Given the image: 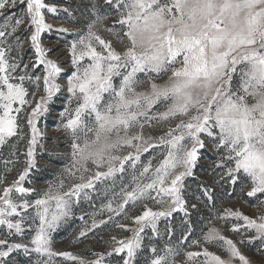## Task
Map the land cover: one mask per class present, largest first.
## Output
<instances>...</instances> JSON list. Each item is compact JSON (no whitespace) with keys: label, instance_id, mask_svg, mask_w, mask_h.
<instances>
[{"label":"rangeland","instance_id":"374dc122","mask_svg":"<svg viewBox=\"0 0 264 264\" xmlns=\"http://www.w3.org/2000/svg\"><path fill=\"white\" fill-rule=\"evenodd\" d=\"M3 146L0 264H264V0H0Z\"/></svg>","mask_w":264,"mask_h":264},{"label":"trees","instance_id":"16d2710c","mask_svg":"<svg viewBox=\"0 0 264 264\" xmlns=\"http://www.w3.org/2000/svg\"><path fill=\"white\" fill-rule=\"evenodd\" d=\"M12 140H13V138H11V139L8 141V143L11 142ZM5 149H6V146H3V147L1 148V151H0V152L5 151Z\"/></svg>","mask_w":264,"mask_h":264}]
</instances>
